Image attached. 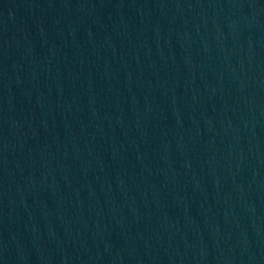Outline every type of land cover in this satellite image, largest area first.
I'll return each mask as SVG.
<instances>
[{
    "label": "water",
    "instance_id": "water-1",
    "mask_svg": "<svg viewBox=\"0 0 264 264\" xmlns=\"http://www.w3.org/2000/svg\"><path fill=\"white\" fill-rule=\"evenodd\" d=\"M0 264H264V0H0Z\"/></svg>",
    "mask_w": 264,
    "mask_h": 264
}]
</instances>
